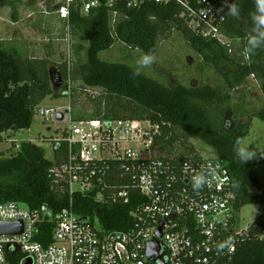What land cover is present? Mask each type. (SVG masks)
Listing matches in <instances>:
<instances>
[{
	"label": "trees",
	"instance_id": "trees-1",
	"mask_svg": "<svg viewBox=\"0 0 264 264\" xmlns=\"http://www.w3.org/2000/svg\"><path fill=\"white\" fill-rule=\"evenodd\" d=\"M56 1L57 11L63 0ZM209 1L224 17L220 33L226 44L192 32L180 18L184 9L174 2L164 6L149 3L130 10L100 7L87 15L71 9L69 18L63 21L72 36L85 40L84 59L75 62L73 75L65 63L56 67L64 80L69 77L71 84L78 82L84 89L101 91L111 99L102 116L97 117L101 114L99 109L97 116L87 119L147 120L159 126L162 147L168 152L174 141L182 139L186 144L191 139L204 149L203 158L226 163L237 210L247 205L264 206V190L253 172L256 164L247 162L239 148L251 120L264 121V109L248 108L240 90L251 77L264 98V21L260 19L264 17V6L260 0ZM189 2L194 6L195 0ZM5 10L16 21V1L0 0V12ZM171 27L197 55L199 66L195 71L205 76L204 80L192 84L191 78L176 79L171 74L158 81L136 66L99 59V54L119 42L140 51L148 61L158 51L161 34ZM32 54L25 44L21 48L16 43L7 46L0 40V143L5 134L28 130L35 109L47 97L67 96L65 87L61 93L53 90L49 58ZM209 74L213 77L211 83L206 81ZM52 147V160H47L43 149L30 142H11L10 155L3 157L0 153V203L15 202L28 210L46 205L54 213L68 206L66 194L52 185L49 172L66 161L67 147L64 142L55 141ZM189 149L187 155L192 154V146ZM132 203L136 202L128 206H99L90 198L76 195L73 212L91 219L97 217L106 230H127ZM257 219L258 225L251 229L249 239L238 246L233 264H264V221ZM36 239L43 246L49 245L51 227L40 226Z\"/></svg>",
	"mask_w": 264,
	"mask_h": 264
},
{
	"label": "built area",
	"instance_id": "built-area-1",
	"mask_svg": "<svg viewBox=\"0 0 264 264\" xmlns=\"http://www.w3.org/2000/svg\"><path fill=\"white\" fill-rule=\"evenodd\" d=\"M173 2L184 9L180 18L192 32L227 43L220 33L224 17L209 0H195L194 6L189 0H63L56 13L67 20L71 9L87 15L100 7L130 10ZM65 82L70 97V78ZM62 108L39 105L34 114L65 127L54 141L66 144L67 159L49 172L52 185L66 194L68 206L54 213L46 205L28 210L15 202L0 203L1 222L23 224L21 234L0 236V264H21L25 259L31 264H160L148 258L153 244L163 264H233L238 246L257 227V218L264 221V206L252 224L241 228L224 161L195 154L164 155L160 128L147 120L74 121L71 108ZM76 195L99 206L136 202L128 215L130 227L106 230L76 215ZM42 225L51 227L47 246L36 239Z\"/></svg>",
	"mask_w": 264,
	"mask_h": 264
},
{
	"label": "rangeland",
	"instance_id": "rangeland-1",
	"mask_svg": "<svg viewBox=\"0 0 264 264\" xmlns=\"http://www.w3.org/2000/svg\"><path fill=\"white\" fill-rule=\"evenodd\" d=\"M15 1L17 9L16 21L10 19L8 10L0 12V40L7 46L16 43L21 48L25 44L35 57L49 58V70L55 77L54 79L60 78L62 81L61 88L55 90V93H61L66 80L60 76L56 66L65 63L66 67L71 69L73 75L75 62L83 61L84 59L86 42L82 38L74 37L69 33L67 23L61 20L56 13V7L58 6L56 0ZM99 59L110 63L123 62L136 66L146 76L156 78L158 81L161 80V76H169L171 74L176 79H180L181 77L179 76L191 78L189 82L192 84L205 79V76L195 71V68L199 66L196 64L198 61L197 55L174 27L161 34L158 51L148 61L140 51L130 49L119 42H116L110 50L99 54ZM186 65L192 67V69H184L183 66ZM206 81L210 83L213 81L211 74H209ZM72 88V102L68 96L58 99L47 97L42 102L41 107H71L72 112L70 111V115L72 120L75 121L87 119L92 115L97 116L99 109H101V114L97 117L102 116L107 102H112L103 92L84 89L78 82L74 83L72 81ZM240 90L248 108H256L259 111L264 109V98L254 79L248 78L243 89ZM64 128L63 125L57 126L44 122V119L35 113L32 125L28 130H20L10 136L5 134V143L0 144L2 156L8 157L10 155L11 142L16 145L21 142H30L43 149L47 160H52L54 158L52 147L54 139L60 138ZM172 145V149L169 152L165 149V146L162 147L161 150L164 155L169 156L175 153L187 155L191 146L193 149L191 150V155L205 153L202 151L204 149L201 148V145L191 139H188L186 144H183L182 139L180 141L176 140ZM185 146L188 148H185ZM239 148L247 162L256 164L253 172L264 190V121L258 118L251 120L248 134L240 142ZM261 213L262 206L260 204L247 205L240 208L237 213V219L241 228L252 224ZM93 220L100 224L97 217Z\"/></svg>",
	"mask_w": 264,
	"mask_h": 264
},
{
	"label": "water",
	"instance_id": "water-1",
	"mask_svg": "<svg viewBox=\"0 0 264 264\" xmlns=\"http://www.w3.org/2000/svg\"><path fill=\"white\" fill-rule=\"evenodd\" d=\"M50 74V81L53 87V90H58L62 86V81L60 78L55 80L54 76L52 75L51 71L49 70ZM60 119V118H59ZM23 230V224L22 222H14V223H4L0 221V236L2 235H18L21 234ZM159 247L157 244H153L149 247L147 255L148 258H154L155 260H158L160 264L162 263L161 258L158 256ZM21 264H31L30 259H25L22 261Z\"/></svg>",
	"mask_w": 264,
	"mask_h": 264
},
{
	"label": "clouds",
	"instance_id": "clouds-1",
	"mask_svg": "<svg viewBox=\"0 0 264 264\" xmlns=\"http://www.w3.org/2000/svg\"><path fill=\"white\" fill-rule=\"evenodd\" d=\"M260 3H261L262 6H264V0H260ZM260 19H261L262 21H264V17H261ZM242 152H243V150H242Z\"/></svg>",
	"mask_w": 264,
	"mask_h": 264
},
{
	"label": "crops",
	"instance_id": "crops-1",
	"mask_svg": "<svg viewBox=\"0 0 264 264\" xmlns=\"http://www.w3.org/2000/svg\"><path fill=\"white\" fill-rule=\"evenodd\" d=\"M62 20V19H61Z\"/></svg>",
	"mask_w": 264,
	"mask_h": 264
}]
</instances>
